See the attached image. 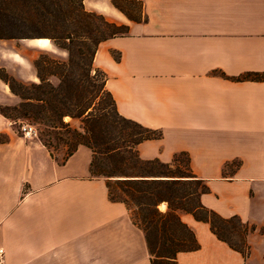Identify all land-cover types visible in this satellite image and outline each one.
Returning a JSON list of instances; mask_svg holds the SVG:
<instances>
[{"label": "crops", "instance_id": "0c3cea01", "mask_svg": "<svg viewBox=\"0 0 264 264\" xmlns=\"http://www.w3.org/2000/svg\"><path fill=\"white\" fill-rule=\"evenodd\" d=\"M111 1H83L87 12L126 28L98 45L93 67L120 116L161 134L138 145L139 158L171 164L186 155L209 189L201 204L254 228L243 256L208 223L181 213L199 249L178 254L177 264H264V81L238 80L264 74V0H127L141 4L140 21ZM34 40L0 42L39 49L28 45ZM1 57L0 69L15 80L37 82V58ZM19 103L0 80V106ZM91 161L79 146L60 164L0 115L4 264H151L143 233L109 200L106 182L91 177Z\"/></svg>", "mask_w": 264, "mask_h": 264}, {"label": "trees", "instance_id": "16d2710c", "mask_svg": "<svg viewBox=\"0 0 264 264\" xmlns=\"http://www.w3.org/2000/svg\"><path fill=\"white\" fill-rule=\"evenodd\" d=\"M83 1L0 0V40H49L67 54L66 61L42 63L41 56L33 61L38 84L21 83L0 69V80L20 99L15 107L0 106V115L12 120L11 113L26 118L28 113L37 110L31 116L33 122L52 132H40L39 141L54 159L52 148H65L62 160L58 161L60 164L65 163L79 146L90 149L91 177L105 180L109 200L122 204L133 225L143 233L151 264H177L178 254L199 249L194 233L181 221V213L191 215L197 222L208 223L219 241L245 256V237L254 228L237 217L224 219L201 204L200 197L209 189L204 181L194 176L186 155L174 157L171 164L139 158L138 145L157 140L161 134L120 116L112 96L105 89L106 76L93 67L98 45L125 34L126 28L87 12ZM111 3L129 20L142 19L134 18L123 7L138 5L142 14L139 2L112 0ZM34 22H46L52 35L25 36V27ZM48 74L59 80L56 89L46 78ZM98 77H101L99 86L96 85ZM238 80L264 81V74H247ZM74 84L77 98L72 88ZM105 97L113 110L109 117L106 105H102ZM64 117L79 120L80 130L64 124ZM58 130L64 133L58 134ZM179 156L185 158L183 163L178 160ZM161 204L166 205L164 212L158 210ZM239 232L243 234L241 248L234 246L230 239L233 233L238 235Z\"/></svg>", "mask_w": 264, "mask_h": 264}, {"label": "rangeland", "instance_id": "374dc122", "mask_svg": "<svg viewBox=\"0 0 264 264\" xmlns=\"http://www.w3.org/2000/svg\"><path fill=\"white\" fill-rule=\"evenodd\" d=\"M124 9L126 11H129V13L131 14V16H133L136 19L141 18V14H140V7L138 5H127V6H123ZM96 24L100 25V23L98 21H95ZM101 29H103L102 27H100ZM23 34L25 36H28L30 38H34V37H49L52 35V32L50 30V27L46 24V22H34L30 25H28L27 27H25ZM49 44V47L47 49H34V48H29L27 46L24 45V43L22 42H0V60L2 57L4 56L8 51H19V53L23 56H29V57H33L38 58L41 56V60L42 63H49V60H55V61H66L67 60V55L61 53L59 50L52 48L51 49V43L49 40H46ZM28 45L31 46L30 43H28ZM6 61V60H5ZM89 62V59H88ZM46 78H48L49 83L56 89L60 82L59 80L54 77V76H49V74L46 76ZM100 78L98 77V79H96V85L99 86L100 83ZM39 81L37 80L36 83H28V84H38ZM76 85L74 84L72 86L73 90L76 93V97L77 98V88L75 87ZM32 92V90H30ZM108 99L105 97L103 99L102 105H106V110L105 112L108 113V117L112 115V107L107 104L108 103ZM78 110V109H77ZM37 110H33L31 111V113H28V116H26V118H21L20 115H18V113H11V116L13 117L12 120H9V122L11 123V127L12 129L17 132V134H19L21 136V133L19 131V126L22 123L24 124H29L31 126H33L36 129L37 132V138H39V133H49L51 132L50 129H47L46 127H44L43 125H37L33 122V119L31 118V116L36 112ZM62 122L64 124H68L70 125V127L72 129H76V130H80L81 127V123L79 120H73L70 119L69 117H64L62 119ZM52 133V132H51ZM58 134H63L64 131L63 130H58L57 131ZM52 152L54 154V156L56 157V159L58 161H61L64 154H65V148L64 147H53L52 148ZM178 160L183 163L185 158L183 156H179ZM105 181V180H104ZM164 207H166L165 204H161L158 207V210L160 212H164ZM244 224V223H243ZM239 235V237H238ZM236 235V233H233L232 236H230L231 242L234 246H236L237 248H241L243 247V242H242V236L243 235L241 232H239V234Z\"/></svg>", "mask_w": 264, "mask_h": 264}, {"label": "built area", "instance_id": "2783aa9c", "mask_svg": "<svg viewBox=\"0 0 264 264\" xmlns=\"http://www.w3.org/2000/svg\"><path fill=\"white\" fill-rule=\"evenodd\" d=\"M19 131H20L21 136L23 138H36L37 137L36 129L29 124H24L21 122V124L19 126ZM0 264H4V251H3V249H0Z\"/></svg>", "mask_w": 264, "mask_h": 264}, {"label": "bare ground", "instance_id": "6f19581e", "mask_svg": "<svg viewBox=\"0 0 264 264\" xmlns=\"http://www.w3.org/2000/svg\"><path fill=\"white\" fill-rule=\"evenodd\" d=\"M29 43L39 49H47L49 47L48 42L44 39H37Z\"/></svg>", "mask_w": 264, "mask_h": 264}]
</instances>
